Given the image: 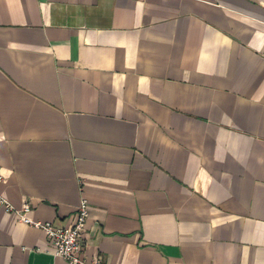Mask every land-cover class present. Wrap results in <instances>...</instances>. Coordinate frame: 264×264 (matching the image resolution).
I'll list each match as a JSON object with an SVG mask.
<instances>
[{
	"label": "crops",
	"instance_id": "0c3cea01",
	"mask_svg": "<svg viewBox=\"0 0 264 264\" xmlns=\"http://www.w3.org/2000/svg\"><path fill=\"white\" fill-rule=\"evenodd\" d=\"M0 193L105 264H264V0H0ZM0 209V264H70Z\"/></svg>",
	"mask_w": 264,
	"mask_h": 264
},
{
	"label": "built area",
	"instance_id": "2783aa9c",
	"mask_svg": "<svg viewBox=\"0 0 264 264\" xmlns=\"http://www.w3.org/2000/svg\"><path fill=\"white\" fill-rule=\"evenodd\" d=\"M0 179L2 177L0 176ZM14 213L21 221L31 224L43 231L50 252L70 264H105L101 258H90L86 255L85 230L90 217L91 207L87 198L83 197L79 208L69 225L57 226L50 221H37L29 216L33 209L30 201L16 207L0 193V209Z\"/></svg>",
	"mask_w": 264,
	"mask_h": 264
}]
</instances>
